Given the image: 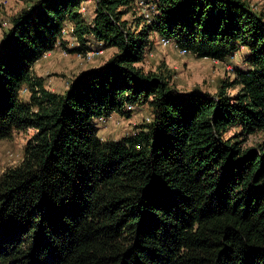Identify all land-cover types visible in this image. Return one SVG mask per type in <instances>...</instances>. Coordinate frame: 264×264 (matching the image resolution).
Instances as JSON below:
<instances>
[{
    "label": "trees",
    "instance_id": "trees-1",
    "mask_svg": "<svg viewBox=\"0 0 264 264\" xmlns=\"http://www.w3.org/2000/svg\"><path fill=\"white\" fill-rule=\"evenodd\" d=\"M22 1L0 38V141L35 132L0 174V264H264V144L243 145L264 131L263 13L146 0L148 21L138 0H90L91 15L88 0ZM70 25V52L116 50L55 92L33 66ZM152 35L199 58L246 54L214 93L180 92L169 70L139 65ZM145 104L151 122L97 136L96 117Z\"/></svg>",
    "mask_w": 264,
    "mask_h": 264
},
{
    "label": "rangeland",
    "instance_id": "rangeland-1",
    "mask_svg": "<svg viewBox=\"0 0 264 264\" xmlns=\"http://www.w3.org/2000/svg\"><path fill=\"white\" fill-rule=\"evenodd\" d=\"M255 4H250L254 10L264 15V0H249ZM147 2V1H146ZM25 2L22 0H0V22H7V26H0L1 34L9 28L10 18L21 11ZM92 1L88 0L83 3L84 13L91 15ZM26 6V5H25ZM127 19L134 28L135 19L131 13L126 14ZM136 28V27H135ZM153 47L148 51L144 60L139 65L145 71H158L159 68L171 72V84L180 92H192L194 89L214 93L218 90L219 83L222 79L232 78V66L242 65L243 58L246 54L245 49H240L233 54L228 61H216L207 57L199 58L192 53H180V48L173 44H160L157 35H152ZM60 43V42H59ZM63 45L51 52L50 57L41 59L47 63V66H40L39 72L45 77L50 90L60 92L66 89L70 80L81 70L89 67L99 66L115 52V48H106L102 53L96 55L91 61H86L79 57L70 49L75 45V41L66 28L63 38ZM91 49H98L91 47ZM62 50L68 52L65 56ZM234 90H230L233 92ZM235 92V91H234ZM22 100L26 101L27 94L21 93ZM131 111L129 117H125L117 112H112L109 116L96 117L93 120V126L96 128L97 136L103 141H117L123 136L133 133L138 126L151 122L153 115L151 107L148 104L126 106ZM104 119V122L102 119ZM32 128L25 130H16L11 138L0 141V174L8 167H14L20 164L23 156V147L34 134ZM239 132L238 127L229 129L225 137H236ZM242 139V137H236ZM264 144V131L255 132L246 137L243 145L246 147H255L258 144Z\"/></svg>",
    "mask_w": 264,
    "mask_h": 264
},
{
    "label": "built area",
    "instance_id": "built-area-1",
    "mask_svg": "<svg viewBox=\"0 0 264 264\" xmlns=\"http://www.w3.org/2000/svg\"><path fill=\"white\" fill-rule=\"evenodd\" d=\"M138 5L141 9V13H143L144 17L149 21L150 19V16L153 12V6L149 5L146 0H138ZM82 12H84V8L82 6L81 8ZM1 26H7V22L5 21H2L1 22ZM69 30H70V33H72V26L70 25L69 27ZM62 33L65 35L66 33V28H64L62 30ZM59 42L57 43V47L59 46ZM160 44L162 45H168L169 44V41L167 39H161L160 41ZM77 46V44H75ZM180 53H185L186 50L183 49V48H180ZM51 52L53 51H47L43 54L42 58H46L48 56H50ZM61 52H63V55H67L68 52L65 51V50H62ZM102 53V49H88V50H85L83 52H77L76 54L79 56V57H82L84 58L86 61H91L96 55ZM102 119V118H101ZM102 121L104 122V119H102Z\"/></svg>",
    "mask_w": 264,
    "mask_h": 264
},
{
    "label": "crops",
    "instance_id": "crops-1",
    "mask_svg": "<svg viewBox=\"0 0 264 264\" xmlns=\"http://www.w3.org/2000/svg\"><path fill=\"white\" fill-rule=\"evenodd\" d=\"M249 1V0H248ZM252 2V4H255V3H253V1H251ZM249 3H250V1H249ZM251 4V3H250ZM251 4V5H252ZM25 6V5H24ZM23 6V7H24ZM257 11V10H256ZM2 35V34H1ZM51 56V55H50ZM50 56H48V57H50ZM42 59H45V58H42ZM47 62V61H46ZM45 62V60L44 61H41V59L40 60H38V62H36L35 63V65L33 66V69H34V72L37 74V75H39V76H43L42 74H40V72H39V69H40V66L42 67V68H44V67H46L47 66V63ZM47 87L49 88V85H48V83H47ZM50 89V88H49Z\"/></svg>",
    "mask_w": 264,
    "mask_h": 264
}]
</instances>
